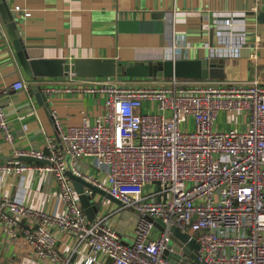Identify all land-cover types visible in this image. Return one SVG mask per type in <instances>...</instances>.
Returning a JSON list of instances; mask_svg holds the SVG:
<instances>
[{"label":"built area","instance_id":"built-area-1","mask_svg":"<svg viewBox=\"0 0 264 264\" xmlns=\"http://www.w3.org/2000/svg\"><path fill=\"white\" fill-rule=\"evenodd\" d=\"M10 13L13 20L30 16L18 6ZM228 49L229 57H239V47ZM117 79L74 88L41 84L48 97L101 94L105 113L92 125L63 128L56 120L57 139H46L45 152L15 150L13 160L0 164L4 176L30 169L49 173L62 208L34 210L0 198L2 242L19 241L30 251L16 263L68 264L56 248L65 235L67 247L76 245L75 264H171L165 252L174 253L168 244L175 226L194 240L198 263L264 264V87L223 80ZM26 88L22 80L11 85L14 91ZM220 113L232 123L245 118V128L214 130ZM187 118L193 120L192 130L181 129ZM0 131L5 142H13L1 105ZM20 157L48 164L30 165ZM83 159L93 161L98 177L79 168ZM68 172L139 215L131 244L122 243L105 215L87 218ZM83 193L96 202L102 197L86 188Z\"/></svg>","mask_w":264,"mask_h":264},{"label":"crops","instance_id":"crops-1","mask_svg":"<svg viewBox=\"0 0 264 264\" xmlns=\"http://www.w3.org/2000/svg\"><path fill=\"white\" fill-rule=\"evenodd\" d=\"M5 1L10 12L18 6L30 14L27 18L16 15L14 21L23 44L42 48V59L63 60L66 64L77 59L114 60L117 65H124L215 57L223 59V81L264 87V23L257 21L258 14L264 13V0L257 3L255 0ZM227 18L229 26L224 25ZM231 46L239 47V57L228 56ZM250 55H254L253 60ZM20 80L27 88L12 90L11 85ZM94 80L118 81L117 77L81 78L74 74L26 79L0 20V105L13 136V142L7 143L0 131V164L13 160L15 150L45 152L46 139H57L56 120L63 128L80 126L83 122L92 125L95 118L105 113L101 94L77 91L48 97L45 108L33 97L43 82L46 86L74 88ZM245 125V118L232 123L226 115L219 114L213 129L227 131ZM79 168L90 177H98L90 159L81 160ZM56 194L57 186L49 173L30 169L19 176L0 175V198L10 197L28 208L60 211ZM92 200L95 203L90 202L91 206L96 208L93 217L105 215L120 240L131 244L137 223H126L122 215V219L109 217L110 204L105 196L98 202ZM98 203L105 207L98 208ZM114 208L117 210V205L111 206ZM1 239L0 235V264H18L16 260L30 252L19 241ZM64 240L65 235H60L56 242L59 258L75 264L76 245L71 243L67 247Z\"/></svg>","mask_w":264,"mask_h":264},{"label":"water","instance_id":"water-1","mask_svg":"<svg viewBox=\"0 0 264 264\" xmlns=\"http://www.w3.org/2000/svg\"><path fill=\"white\" fill-rule=\"evenodd\" d=\"M0 20L4 25L16 58L22 69L26 79L35 78H59L74 74L81 78H180V79H196V80H222L224 78L223 59L222 58H206L196 60H162L152 62L126 63L117 65L114 60L99 59H77L73 64H66L63 60L42 59V48L26 46L19 37L18 29L15 21L12 19L5 0H0ZM259 24L264 23V13L257 16ZM212 41V30H210ZM212 42L210 43V46ZM34 100L41 106L48 108V96L42 93L41 87L33 92ZM21 162H31L35 164L47 165L44 160H38L32 157L17 158ZM73 182L78 199L85 215L88 219L93 218V212L96 208H92L89 197L83 193L86 188L94 193L105 196L107 200L119 206L120 203L96 189L90 183L79 177L66 173ZM154 226L160 231L163 225L159 220L153 222ZM170 239L172 243L193 263H198L195 252L197 246L193 239L187 233L181 232L177 227L170 228ZM180 253L165 252V256L171 264H176L181 260ZM201 264V263H198Z\"/></svg>","mask_w":264,"mask_h":264},{"label":"rangeland","instance_id":"rangeland-1","mask_svg":"<svg viewBox=\"0 0 264 264\" xmlns=\"http://www.w3.org/2000/svg\"><path fill=\"white\" fill-rule=\"evenodd\" d=\"M137 63H139V62H134V64H137ZM119 79H125V77L124 78H119ZM143 79H146V78H143ZM152 79H155V78H152ZM129 82H133V80H130ZM142 82H144V81H142ZM133 84H136V83H132V84L129 83L128 85H133ZM139 84H141V82H139L138 85ZM142 85H144V84H142ZM220 114H222V113H220ZM193 126H194L193 120L191 118H187L186 121L182 124L181 129H183V130H192ZM90 202L92 204L95 203L92 199H90ZM108 203L110 204L109 210L111 211L109 217L112 216V217L115 218V217H121V215H122V216L125 217L126 223H129V224H130V222L137 223V221L139 220V215L136 212H134L133 210H130V209H127V208H123V207H120V206H117V208H116L117 210H115V208L111 209V206L116 207V205L113 204L110 201H108ZM97 206H98V208L99 207L101 208V206H104V205L102 203H98ZM121 219H122V217H121ZM168 249L173 250L174 253H180L179 249L172 242H170L168 244ZM180 255H181V260L178 261L177 264H192V262L189 261L188 258L184 254L180 253Z\"/></svg>","mask_w":264,"mask_h":264},{"label":"trees","instance_id":"trees-1","mask_svg":"<svg viewBox=\"0 0 264 264\" xmlns=\"http://www.w3.org/2000/svg\"><path fill=\"white\" fill-rule=\"evenodd\" d=\"M23 163H26V164H30V165H32V163H29V162H23Z\"/></svg>","mask_w":264,"mask_h":264}]
</instances>
